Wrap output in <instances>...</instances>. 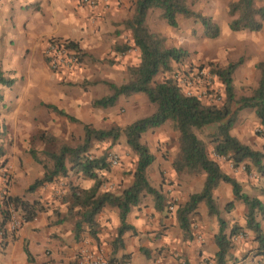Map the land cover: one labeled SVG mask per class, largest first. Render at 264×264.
<instances>
[{"label":"crops","instance_id":"0c3cea01","mask_svg":"<svg viewBox=\"0 0 264 264\" xmlns=\"http://www.w3.org/2000/svg\"><path fill=\"white\" fill-rule=\"evenodd\" d=\"M135 2L136 0H109L106 4L99 3L89 7L81 4L79 0H0V71L4 77L15 79L9 87L0 83V142L5 151L0 162L6 161L0 167V198L3 193L18 195L28 201L38 200L43 206L33 220L23 223L12 236L5 238V246L0 252V264H79L81 254L86 253L97 254L106 259L128 254L130 264L178 263L166 257L165 251L153 256L158 245L175 248L189 258L198 249L197 255L200 258L210 256L215 264L217 246L214 237L219 230L218 218L208 214L204 202L199 203L195 217L202 241L193 240L190 245L189 241L183 240L175 211H169L165 205L162 210H157L153 197L143 194L140 201L131 206L126 216L127 224L133 229L123 233V246L114 250L112 242L120 226L117 208L105 206L95 216L96 237L89 234L87 225H83L76 239L74 227L78 217L75 215L76 208L72 211L69 209V192L65 187H57V182H50L35 191H27L28 186L44 173L42 165L29 153V142L34 134L33 115L43 113V110L36 108V100L40 105L51 103L71 114L66 106L58 105L63 91H60L57 80L64 77L66 80L71 79L76 69L67 73L51 71V76H41L45 61L42 59L45 43L52 37L75 41L87 55L101 58L108 52H113L114 49L111 48L114 43L127 42L131 46L128 50L136 51L137 55V62H131L130 65H137L139 53L133 45L130 29L123 25L125 20L134 15ZM153 11L149 9L145 17V24L151 32H154L150 25ZM159 13L156 12V15ZM160 19L161 22L164 21ZM177 22L178 28L168 26L167 33L159 32L165 37L167 46L186 49L185 43L192 44L189 35L193 30L190 26L187 29L180 28L179 17ZM171 30L178 31L175 38L169 37ZM199 34L202 35V28ZM260 42V49L251 56L254 65L258 61H264V39ZM127 51L121 52L123 56H126ZM50 77L56 79V82H49L47 78ZM69 100L73 101L74 96ZM257 121L253 125L258 123L260 126ZM251 125L249 123L247 132L239 133L234 130V126L230 132L241 142L258 150L264 149V137L252 134ZM209 151L213 158V149ZM216 160L225 174L240 183L245 194L257 197L264 207V192L260 190L264 186V177L256 172L248 175L238 167H233L223 157ZM152 165H157L159 169L151 171V178L176 180L171 197L177 204L184 203L190 194L200 191L202 187L205 174L200 178H192L194 176L186 174H179V177L171 165L158 157H155L148 169ZM3 168L8 170L10 178L6 185L1 175ZM85 183H81L84 189L89 188L93 182L87 179ZM111 183H114L113 190L120 191L116 189L119 187L116 178ZM162 190L166 200L164 186ZM213 196L220 211L219 217L226 221V231L234 223L245 226L246 207L242 201L234 198L229 183L220 181ZM230 202H233V207L227 211L225 207ZM261 227L264 228L263 220ZM247 233L252 238V232ZM197 243L200 244L199 247L194 246ZM251 246V240L239 241L233 254L242 260L235 264H258L259 259H254L251 255L246 257ZM140 248L152 249L151 255L150 252L145 255Z\"/></svg>","mask_w":264,"mask_h":264},{"label":"trees","instance_id":"16d2710c","mask_svg":"<svg viewBox=\"0 0 264 264\" xmlns=\"http://www.w3.org/2000/svg\"><path fill=\"white\" fill-rule=\"evenodd\" d=\"M194 2L195 0H136L134 15L125 20L123 25L131 31L133 45L139 53V61L137 65L127 67L129 74L127 81L120 84L104 81L109 93L91 102L93 107L108 108L114 106L121 96L143 93L148 101L155 105L152 114L138 118L122 129L118 126L95 128L90 123H84L81 143L75 146L63 144L56 152H44L47 160L51 162L50 165L39 158L34 149H29L33 159L42 165L44 173L28 186V192L35 191L46 183L56 182L58 178L67 177L69 172L93 181L92 185L86 189L72 181L67 183L69 209L72 211L76 208L75 215L78 217L74 227L76 239L83 225H87L89 234L96 237L95 216L105 206L115 207L120 220L117 235L112 242L113 249L116 250L123 246V233L133 229L127 224L126 216L131 206L136 205L143 194H150L153 197L157 210L163 209L164 196L160 190L149 183L146 176V169L154 161V155L142 142L141 136L144 132L159 127L166 121H171L173 129L179 134L180 150L179 157L172 162L174 170L205 174L200 191L190 194L188 199L176 209L177 220L185 236L190 234V216L196 213L199 203L204 202L208 214L218 218L219 230L214 237L217 246L214 255L216 264H227L230 259H233L232 238L244 232L245 229L253 232V241L256 244L254 255L264 256V229L261 227V220H264V207L261 201L257 197L245 194L240 183L221 170L219 162L209 156L206 142L195 133V129H210V142L213 144V152L217 157L230 161L233 167L243 164L247 174L254 170L264 177V151L241 142L230 132L237 120L238 112L245 108L253 109L259 124L264 127V61H258L254 65L258 72V80L252 93L239 97H236L234 92L232 75L243 63V58L228 62L225 67L213 68V74L224 87V100L221 105L205 104L197 96L184 93L171 76L173 65L182 62L188 56V51L182 47L167 46L165 37L160 33L151 32L145 24L147 11L159 9L160 18L165 20L168 26L178 28L177 16L180 15L184 18H192L194 22L199 23L202 36L217 38L220 34L219 25L212 17L194 10L191 7ZM227 15L230 31L258 32L264 24V0L230 1ZM69 45L77 52L79 63L83 62L84 57L94 58L87 55L77 42L70 40ZM130 47L127 44L115 45L113 49L116 52H125ZM160 73L164 75L156 81L155 77ZM14 81V78L4 77L0 71L2 85L9 87ZM43 106L69 121H78L73 115L54 104L44 103ZM121 134H124L127 145L137 157L132 182L120 193L101 191L103 172L99 174L98 170L107 169L108 164L105 157L90 155L89 149L93 141L107 139L117 141ZM39 138L44 140V134H40ZM4 155L5 151L0 142V159ZM5 162L1 161L0 167H3ZM220 181L229 183L234 198L244 203L245 226L233 224L230 230L226 231V221L219 217L220 211L213 196V191ZM232 207L233 202H230L225 209L229 211ZM42 209L43 206L38 200L28 201L22 196L2 194L0 231H4L3 236L6 238L14 234V232L8 234L6 231V225L12 214L16 213L19 216L22 225L33 220ZM188 237L190 238V235ZM140 250L145 255L149 253L147 249L140 248ZM26 253L28 255V252ZM129 259L128 254H123L118 258L111 257L107 261L109 264H125ZM259 264H264V261Z\"/></svg>","mask_w":264,"mask_h":264},{"label":"rangeland","instance_id":"374dc122","mask_svg":"<svg viewBox=\"0 0 264 264\" xmlns=\"http://www.w3.org/2000/svg\"><path fill=\"white\" fill-rule=\"evenodd\" d=\"M230 1L233 0H195V2L191 5V7L197 12L212 17V19L219 25L220 34L217 38L203 37L199 34L201 29V25L199 23L194 22L192 24V18H184L180 15L177 16L180 18V28L187 29L190 26L191 30L194 31L191 32V35H189L192 44L188 45V43H185L188 56L184 58L182 62L175 63L173 65L171 76L180 85L184 93H186L188 88L191 87L185 83L186 78L190 77L189 79L194 85L192 90L205 104L221 105L224 100V87L213 74V68L225 67L228 62H234L241 57L243 58V63L234 71L232 75L236 97L250 95L257 85L258 72L255 69L254 64L251 62V56L254 51H258L261 47L260 41L264 39V24L260 30L261 33H259L260 31L250 32L247 30L237 32L230 31L228 28L229 17L227 15L228 3ZM153 10L150 24L153 31L155 33H160L159 31L166 32L168 25L165 20L161 22L160 16L156 15V12H158L159 9ZM171 32L172 33L169 37L175 38V34L178 31L171 30ZM124 44H127V42L114 43L111 49H113L115 45L121 46ZM42 59L43 61L45 60L43 51ZM136 60V51L133 50H128L126 52V56H123L121 51L116 52L113 50V52H108L106 55L101 58H97L96 60H94V58L84 57L83 62L79 64L78 68H75L76 70L73 72V74L75 73L74 77L67 80L66 77H64V79L61 78L59 81L57 80L60 85V91H63V95L61 96L58 105L60 107L63 105L66 106L71 115L77 118L78 121H69L64 116L51 112L43 105H40V102L36 100V108L43 110V113L33 115L32 121L34 125L32 127V132H34V134L29 142V149H34L37 152L38 157L47 161L50 165L51 162L47 160L44 152H56L63 144L75 146L81 143L84 123H90L95 128L118 126L122 129L136 119L152 114L155 110V105L148 101L147 97L143 93L132 94L126 97L121 96L114 106L108 108L93 107L91 105L93 99L102 97L109 93L107 85L104 81H110L116 84L127 81L129 78L127 67L133 66L130 65V63L137 62ZM40 75L45 77L51 76V69L46 61H44V66L42 67ZM163 75L164 74L162 73L158 74L155 77V80H160ZM47 80H49V82H56V79L53 77L47 78ZM71 96H74V100L68 101ZM45 102H47V100H45ZM256 120H258V118L256 117L253 109H242L237 114V120L233 125L234 130L239 133L247 132L249 123H251L252 125L250 130L252 134L264 137V127L261 125L259 126L258 123L253 125V122ZM257 122H259V120ZM38 126H43L44 128H38ZM210 132L211 130L208 128L195 129L197 136L206 142L209 156H211L209 150L213 149V144L210 142L211 138L209 137ZM42 133L44 134V140L39 138V135ZM141 140L147 145L149 151L154 155V160L155 157H158L166 161L169 165H171L173 171L179 177V174H186L194 176L192 178H200V176L204 174L202 172L188 173L186 171L177 172L174 170L172 162L179 157L180 150L179 134L173 129L171 121H166L160 125L159 129L153 128L144 132L141 136ZM261 150L264 151V149ZM89 153L94 157H105V161L108 164L107 169L98 170L99 174H101V172H103V174H107L105 176L102 175L103 184L101 186V191L109 190L114 193H120L132 182L137 157L127 145L124 134H121L117 141H111L110 139L93 141L89 149ZM112 156H115L118 159L117 165L113 166L110 164V158ZM213 156V158L218 159V157L214 155V152ZM154 166L152 165L149 169V166L147 167V179L153 187L160 190L162 195V186H164L166 190V200L163 195V204L169 211H175L176 213L177 207L183 204H177L176 200L171 197V192L174 188L176 180L171 178H151V171L159 169L157 165ZM238 168L245 172L243 164H240ZM255 172L256 171L252 170L248 173V175H253ZM113 178L118 180L117 186L119 187L116 188L120 190L118 192L113 190L114 183H111ZM60 181L61 183H59ZM69 181L81 186V183L84 184L87 182V179L82 178L80 175H76L73 172H69L67 177L57 179V187H65L69 192L67 185ZM263 188L264 186H261V192ZM197 214L198 210L189 218L190 238L188 237L189 235L185 236L182 231L183 240L189 241L190 245L193 240L199 242L202 241L199 234L200 228L197 223H195V217ZM259 218L260 216H258V219ZM247 231L251 230L245 229L244 232L233 236V259H230L227 264H235L242 260L236 258L233 254V250L237 247L239 241L241 240H251L252 242V246L248 250L246 257L251 255L254 259H259V262L264 261V256L254 255L256 244L253 241V232L251 231L252 238H250ZM199 245L200 244L197 243L194 246L199 247ZM197 250L198 249L194 252L195 255L193 254L195 257L192 256L189 258L175 248L172 249L170 247L167 248V246L161 247L158 245L153 252V256L157 255V253H161V251H165L166 257L176 260L178 262L176 264H214L211 261L212 258L210 256L200 258V256L197 255ZM148 251L151 255L152 249H148Z\"/></svg>","mask_w":264,"mask_h":264},{"label":"built area","instance_id":"2783aa9c","mask_svg":"<svg viewBox=\"0 0 264 264\" xmlns=\"http://www.w3.org/2000/svg\"><path fill=\"white\" fill-rule=\"evenodd\" d=\"M109 0H79L81 4H84L89 7H94L99 3L106 4ZM70 40H66L63 38L52 37L47 40L43 48V55L48 64L51 71L55 73H67L73 71L78 67V55L77 52L69 45ZM190 77L186 78L185 83L188 86L186 94L195 95L196 93L192 90L194 85L192 84ZM198 97V96H197ZM199 98V97H198ZM111 165H117L118 159L115 156L110 158ZM2 180L6 185L10 180L9 173L6 168L1 170ZM4 194V193H3ZM21 226L20 218L15 213L12 214L10 220L6 225L7 233L15 232ZM4 231H0V252L3 250L5 246V237L3 236ZM79 264H109L108 261L101 257L100 255L93 254H81ZM125 264H130L129 261L125 262Z\"/></svg>","mask_w":264,"mask_h":264}]
</instances>
